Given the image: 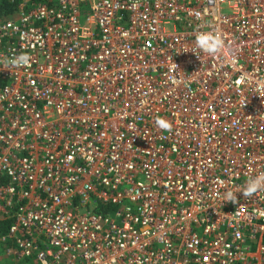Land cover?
Segmentation results:
<instances>
[{
    "label": "built area",
    "instance_id": "1",
    "mask_svg": "<svg viewBox=\"0 0 264 264\" xmlns=\"http://www.w3.org/2000/svg\"><path fill=\"white\" fill-rule=\"evenodd\" d=\"M6 4L0 60L31 61L0 64L5 256L264 264V191H239L264 172V0ZM199 32L224 54L194 53Z\"/></svg>",
    "mask_w": 264,
    "mask_h": 264
},
{
    "label": "clouds",
    "instance_id": "2",
    "mask_svg": "<svg viewBox=\"0 0 264 264\" xmlns=\"http://www.w3.org/2000/svg\"><path fill=\"white\" fill-rule=\"evenodd\" d=\"M226 50L225 38L218 32H199L195 37V49L194 53L207 54L211 57H217L224 54ZM199 56V55H198ZM31 56L27 53H21L19 55L3 58L0 60V64L3 68H20L29 66ZM156 126L162 131H171L172 125L164 118H157L155 121ZM244 198H250L258 192L264 191V172L250 177L245 186L239 190ZM236 192L226 191L224 193V201H236Z\"/></svg>",
    "mask_w": 264,
    "mask_h": 264
},
{
    "label": "trees",
    "instance_id": "3",
    "mask_svg": "<svg viewBox=\"0 0 264 264\" xmlns=\"http://www.w3.org/2000/svg\"><path fill=\"white\" fill-rule=\"evenodd\" d=\"M10 6L7 4L4 7H1L0 12L5 13V12H11ZM10 220L6 218H0V234L4 233L7 229V226L9 225Z\"/></svg>",
    "mask_w": 264,
    "mask_h": 264
},
{
    "label": "rangeland",
    "instance_id": "4",
    "mask_svg": "<svg viewBox=\"0 0 264 264\" xmlns=\"http://www.w3.org/2000/svg\"><path fill=\"white\" fill-rule=\"evenodd\" d=\"M0 264H16L13 263L9 258H7L4 254V250L0 245Z\"/></svg>",
    "mask_w": 264,
    "mask_h": 264
}]
</instances>
